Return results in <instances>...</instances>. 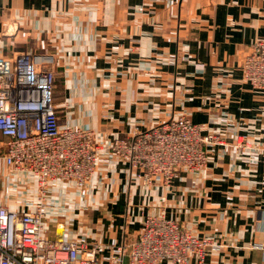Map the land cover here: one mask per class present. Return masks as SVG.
<instances>
[{
    "label": "crops",
    "instance_id": "crops-1",
    "mask_svg": "<svg viewBox=\"0 0 264 264\" xmlns=\"http://www.w3.org/2000/svg\"><path fill=\"white\" fill-rule=\"evenodd\" d=\"M261 38L264 0H0V54L46 56L59 124L92 128L101 147L83 188H47L43 235L95 245L107 264L110 244L163 212L220 244L204 264H264V89L241 69ZM182 113L224 141L208 147L203 168L177 170L168 186L140 183L107 149ZM8 171L0 162L4 198ZM35 191L27 190L30 205Z\"/></svg>",
    "mask_w": 264,
    "mask_h": 264
},
{
    "label": "built area",
    "instance_id": "built-area-1",
    "mask_svg": "<svg viewBox=\"0 0 264 264\" xmlns=\"http://www.w3.org/2000/svg\"><path fill=\"white\" fill-rule=\"evenodd\" d=\"M47 62L37 53L0 54V162L12 178L7 196L0 197V264H99L95 245L43 235L47 188L55 181L83 188L97 170L101 149L92 128L59 124L54 71ZM241 69L245 82L264 89V38L249 44ZM204 129L182 113L114 138L107 149L127 163L140 183L168 186L177 170L206 165L212 144L206 142L224 141ZM237 142L247 143L243 135ZM257 150L264 159V147ZM34 186L30 205L25 199ZM219 248L209 236L196 235L163 212L147 213L137 235L108 246L107 264H190L192 259L204 264L206 253Z\"/></svg>",
    "mask_w": 264,
    "mask_h": 264
},
{
    "label": "rangeland",
    "instance_id": "rangeland-1",
    "mask_svg": "<svg viewBox=\"0 0 264 264\" xmlns=\"http://www.w3.org/2000/svg\"><path fill=\"white\" fill-rule=\"evenodd\" d=\"M1 40V39H0ZM189 117V116H188ZM168 119V118H167ZM167 119H165V120H167ZM165 120H162V121H165ZM147 128H149V126L148 127H146V128H144L143 130H145V129H147ZM211 143H213V142H206V145H210ZM209 147V146H208ZM193 171H196V170H193ZM3 186H5V185H3Z\"/></svg>",
    "mask_w": 264,
    "mask_h": 264
}]
</instances>
